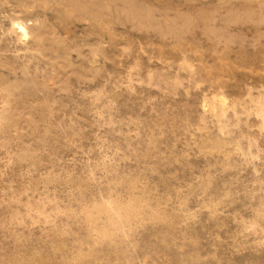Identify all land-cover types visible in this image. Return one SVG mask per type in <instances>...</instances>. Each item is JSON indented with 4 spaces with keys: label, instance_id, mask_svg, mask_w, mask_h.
<instances>
[{
    "label": "rangeland",
    "instance_id": "obj_1",
    "mask_svg": "<svg viewBox=\"0 0 264 264\" xmlns=\"http://www.w3.org/2000/svg\"><path fill=\"white\" fill-rule=\"evenodd\" d=\"M93 2L82 12L75 0H0V107L11 103L0 264H264V220L244 228L264 206V134L243 109L264 88V0ZM18 18L39 23L55 51L20 46ZM217 95L236 105L234 137L245 149L242 135L255 139L261 160L200 152ZM98 195L144 199L167 220H146L126 258L90 252L79 212Z\"/></svg>",
    "mask_w": 264,
    "mask_h": 264
},
{
    "label": "bare ground",
    "instance_id": "obj_2",
    "mask_svg": "<svg viewBox=\"0 0 264 264\" xmlns=\"http://www.w3.org/2000/svg\"><path fill=\"white\" fill-rule=\"evenodd\" d=\"M75 2H77L79 4V6L81 8H83L81 10L82 12H89L90 7H96V5L98 6V4H95L93 2V0H75ZM17 5H19V4L17 3ZM107 7H109V6H107ZM90 14L92 16H94L95 18L100 16V14L95 15L94 13H92V11L90 12ZM30 23L28 24L26 21L22 20L21 18H18V19H15L12 21V29H11L12 31L11 32L17 36L18 42L20 43L19 45L20 46L23 45L25 47L26 51L31 52L35 55H39V56H43L45 54L46 50L55 51L54 44L56 43V41H54L53 38H48L45 36V34L41 30V26L39 23H36V24H30ZM21 28L24 29L23 32L20 31ZM16 36H14V37H16ZM11 44H12V42H11ZM31 44H32V46H31ZM15 47H16V45H15ZM16 53H17V51H16ZM19 59H21V58L19 57ZM25 62L28 63L29 61H25ZM30 62H31V60H30ZM181 65H183V64H181ZM191 66H190V68H191ZM34 67H35V65H34ZM150 76L152 77V75H150ZM179 80H180V78H179ZM148 83H150V82H148ZM28 84H29V81L27 79L16 80V82L13 83V85L6 87L4 89V91L8 95V99H9L11 97H14V95L17 91L25 88ZM1 86H3V85H1ZM100 96H99V98H101ZM93 97L94 96H92V98ZM95 98H97V97H94V99ZM208 98H209V96H208ZM101 99H100V101H101ZM201 99H202V97H201ZM10 104L11 103L7 102L5 104L6 107L5 106H3V108L0 107V121H5L7 119L6 110L10 106ZM0 105H1V103H0ZM2 105H4V104H2ZM205 107H206L205 109H207V112L211 115L212 124L214 125L215 132H209L207 124L206 123L204 124L202 131L205 133V138L203 139L202 143L199 146L201 153H204V154L217 153V154L224 155L228 163H229L230 157L233 154L242 157L245 162H251L256 158L259 159L260 156L258 157L256 154L253 153V147L255 149L257 147V144H256L257 141L255 139H252L250 137H246L245 135L241 134L242 139L248 140V143H249L247 149H245L242 146L241 141L237 140L234 137L235 136V130L239 127V123L232 122L231 118H230L231 114H233L235 117L238 114L235 104L231 103L226 96L217 95V96L213 97L212 100L209 101ZM243 109H244V114L247 117H251L255 120L256 128L259 131V134H264V88L262 91L258 92L257 94L250 95L249 103L247 105H244ZM203 111H204V109H203ZM97 112H99V111H97ZM100 113H101V111H100ZM202 115H204V114H202ZM205 117H206V115H205ZM255 144H256V147H255ZM256 150H258V149H256ZM261 152H262V150H261ZM259 160H261V159H259ZM250 165H252V164H250ZM255 172H257V170ZM92 178H93V176H92ZM116 185H118V183H116ZM99 193H100V190H99ZM46 200H47V198H46ZM38 202H39V200H38ZM48 203L49 202H47V204ZM20 205H21V203H20ZM79 208H80V206H79ZM21 213L23 214V212H21ZM32 213H34V212H32ZM37 213H38V211H37ZM55 215H56V212H55ZM256 215L258 217V220L254 221V222H250L248 225L246 224L244 227L245 230H253L254 231L258 227H260L258 221L264 220V206L256 210ZM192 218H193V216L189 217L188 219H192ZM21 219L22 218H20L19 220H21ZM79 219L82 222V224L84 225V227L87 231V236H88L89 240L91 241V246L89 248L90 252H94L95 249L100 247V246H109L112 249V252L115 254L117 260H121L122 257H124V258L128 257V255L130 253H132L133 250L136 248V244L132 241V237H133L135 231L138 230V228L140 226H142L146 220H150V221H166L167 220V218L164 216V214L162 213V211L160 209L153 207L144 199H135V198H133L132 195L127 200H124L120 197H113V196L96 197L92 200V202L88 206L84 207L79 212ZM18 222H20V221H18ZM23 222H25L24 219H23ZM23 224H25V223H23ZM32 224H34V223H32ZM6 225H8V224H6ZM67 225H68V223H67ZM22 229L23 228H21V230Z\"/></svg>",
    "mask_w": 264,
    "mask_h": 264
},
{
    "label": "snow or ice",
    "instance_id": "obj_3",
    "mask_svg": "<svg viewBox=\"0 0 264 264\" xmlns=\"http://www.w3.org/2000/svg\"><path fill=\"white\" fill-rule=\"evenodd\" d=\"M20 31H21V32H23V31H24V29H23V28H21V29H20Z\"/></svg>",
    "mask_w": 264,
    "mask_h": 264
}]
</instances>
